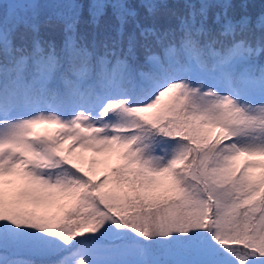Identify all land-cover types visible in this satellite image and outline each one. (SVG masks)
Here are the masks:
<instances>
[{"label":"snow or ice","instance_id":"snow-or-ice-1","mask_svg":"<svg viewBox=\"0 0 264 264\" xmlns=\"http://www.w3.org/2000/svg\"><path fill=\"white\" fill-rule=\"evenodd\" d=\"M251 7L0 0V264H264Z\"/></svg>","mask_w":264,"mask_h":264},{"label":"trees","instance_id":"trees-1","mask_svg":"<svg viewBox=\"0 0 264 264\" xmlns=\"http://www.w3.org/2000/svg\"><path fill=\"white\" fill-rule=\"evenodd\" d=\"M173 3H180L182 0H172ZM248 2L252 5L250 8V12L258 16L261 12V5L264 4V0H248ZM27 258V257H25ZM53 259H59V257H53Z\"/></svg>","mask_w":264,"mask_h":264},{"label":"rangeland","instance_id":"rangeland-1","mask_svg":"<svg viewBox=\"0 0 264 264\" xmlns=\"http://www.w3.org/2000/svg\"><path fill=\"white\" fill-rule=\"evenodd\" d=\"M45 127H50V126H39L40 129H44Z\"/></svg>","mask_w":264,"mask_h":264}]
</instances>
